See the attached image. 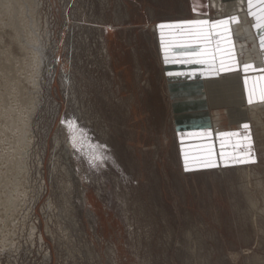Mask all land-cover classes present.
Segmentation results:
<instances>
[{"label":"rangeland","instance_id":"1","mask_svg":"<svg viewBox=\"0 0 264 264\" xmlns=\"http://www.w3.org/2000/svg\"><path fill=\"white\" fill-rule=\"evenodd\" d=\"M237 2L35 0L45 71L32 70L42 97L25 155L34 215L0 264H264V48L258 67L231 30L241 6L260 37L264 4ZM197 45L205 79L186 76ZM205 82L198 105L189 91ZM243 107L248 128L231 111ZM38 220L43 245L29 236Z\"/></svg>","mask_w":264,"mask_h":264},{"label":"bare ground","instance_id":"2","mask_svg":"<svg viewBox=\"0 0 264 264\" xmlns=\"http://www.w3.org/2000/svg\"><path fill=\"white\" fill-rule=\"evenodd\" d=\"M238 2L241 4L242 0H238ZM34 4L35 0H0V30L7 27L9 30H12V35L8 30L11 43L10 40L8 42L9 45H11H8V49L6 50L0 48V74L2 75L0 79V143L4 144L7 142L9 147L8 149H3L7 150L6 153H2V150L0 153V260L2 257L8 255V253L14 254V252L19 251L23 247L21 239L24 237L25 230H27L29 219L34 215V206H32L31 210L28 207L31 195L28 189L29 183L27 180L28 166L26 167L25 165L26 151H28V148L32 144V121L34 114L41 104L42 97L41 87L39 86L40 83L38 82V78L40 79L42 77V72L39 74L33 72L37 70L39 72V67L42 69L41 61L38 56L39 51L37 52L36 50L38 49V46L40 48V38L38 39V35H35L33 32L35 31L34 29L37 28V26L33 28L35 25V16L32 13ZM224 10L225 9L222 5H218L216 12H218L217 14L219 16H222ZM232 20L231 30L234 32V35L237 38L236 40L239 42L250 40V42L253 43V50L249 51L236 42L237 52L246 55L248 54L246 60H251L253 59L252 57L256 55L259 65L258 67H263L262 51L260 52L261 46L259 44L260 37L256 32L255 22L251 17L249 8L242 9L240 6L238 12L235 11ZM221 32L225 31L221 30ZM1 34L0 40H4ZM13 47L18 50V53L20 54L19 56H16L17 54L15 55V53H13V50H15ZM187 52L190 53L188 54L189 60L196 63L197 66L195 67H198V71L191 68L192 70L187 71L186 76L190 79H205V77H210L212 70L201 62L204 54L199 46L197 45L192 52L190 49H188ZM252 52H254V55H252ZM41 55L44 60V51L41 52ZM214 55L215 67L217 69L216 76L220 84L223 85L226 76H222V73L227 69L228 62L224 61L222 52L217 51ZM238 61L241 64L242 60L239 59ZM187 63L190 62L187 60ZM43 70L45 71V69H42V71ZM249 72V76L246 77L245 81L249 84L248 87H250L249 90L251 91V85L249 82H254V75H252L253 73H251L250 70ZM260 81L264 86V76L261 77ZM208 82H205L201 89L189 91V96L192 98L191 100L198 103V105L209 103L206 89ZM262 89L264 90V88H261V90ZM255 90L257 89L255 88L254 91ZM247 110L248 109L243 107L232 109L231 111L233 113L238 112L240 114V120H245V124H250L251 118L248 117V115L251 113H246ZM251 112L253 114V110ZM220 116L219 112L215 115L216 121ZM252 116H254V114ZM219 119L217 122H219ZM218 127L219 124H217V128ZM1 148H3V146ZM210 164L214 165L216 162ZM45 183V181H42L43 190L45 189ZM39 224L38 220V224L34 222V224L30 226L29 236L33 241L34 238L37 237L39 239L38 241L43 245L44 238L41 234L38 235ZM24 239L25 237L23 238V241ZM46 259L51 260L50 252L46 255Z\"/></svg>","mask_w":264,"mask_h":264},{"label":"snow or ice","instance_id":"3","mask_svg":"<svg viewBox=\"0 0 264 264\" xmlns=\"http://www.w3.org/2000/svg\"><path fill=\"white\" fill-rule=\"evenodd\" d=\"M252 0H249V5H251ZM260 3L264 4V0H260ZM259 27V25H257ZM261 47L264 48V34L261 35ZM251 102V101H250ZM248 124H244L243 127L244 128H248Z\"/></svg>","mask_w":264,"mask_h":264},{"label":"crops","instance_id":"4","mask_svg":"<svg viewBox=\"0 0 264 264\" xmlns=\"http://www.w3.org/2000/svg\"><path fill=\"white\" fill-rule=\"evenodd\" d=\"M260 13H261V12L258 13L259 16L261 15ZM263 13H264V12H263ZM261 18H262V17H261ZM263 20H264V19H261V21H262L261 23H262V24H263ZM260 29H261V31H262L261 35L264 34V25H263ZM261 35H260V38H261ZM197 36L200 38V35H197ZM261 48H262V47H261ZM247 85H249V84H247Z\"/></svg>","mask_w":264,"mask_h":264}]
</instances>
